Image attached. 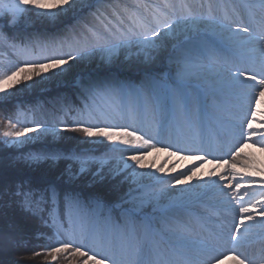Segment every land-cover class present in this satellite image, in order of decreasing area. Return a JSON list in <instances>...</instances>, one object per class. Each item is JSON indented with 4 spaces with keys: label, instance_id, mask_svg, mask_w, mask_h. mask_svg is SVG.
Instances as JSON below:
<instances>
[{
    "label": "snow or ice",
    "instance_id": "obj_1",
    "mask_svg": "<svg viewBox=\"0 0 264 264\" xmlns=\"http://www.w3.org/2000/svg\"><path fill=\"white\" fill-rule=\"evenodd\" d=\"M77 69L74 97L0 121V145L17 150L0 165V217L19 218L0 257L264 264V166L236 170L244 144L264 152V0H0V95ZM149 150L232 162L172 176L144 171Z\"/></svg>",
    "mask_w": 264,
    "mask_h": 264
},
{
    "label": "rangeland",
    "instance_id": "obj_2",
    "mask_svg": "<svg viewBox=\"0 0 264 264\" xmlns=\"http://www.w3.org/2000/svg\"><path fill=\"white\" fill-rule=\"evenodd\" d=\"M29 28H31L32 26H28ZM36 27H41L39 25H37ZM50 27V26H49ZM79 73V69L75 70V72L73 73V75H71L68 80L73 77H76ZM67 81H61L59 83H55V84H49L46 87H35V88H31V89H26L23 86H19V89H12L10 90V94L5 96V95H0V102H8L9 99L13 98H22L25 96H32L33 97H40L41 99H45L47 98V94H45V92H47L50 88L53 87H57L60 83H67ZM38 94V95H35ZM48 101V100H47ZM50 102L52 101L51 99L49 100ZM52 107L50 105H48V103L45 102H39L34 108L31 109L30 112L24 111L22 110V108H17L14 111V115L15 118L19 115L20 119L23 120H27V121H31L34 118V113L37 111H51ZM14 118V120H15ZM0 121H4L3 118H0ZM5 122V121H4ZM7 123V122H5ZM3 137L2 135H0V140H2ZM37 145H43L42 141H37L35 143L32 144H28L24 147V149H26L27 147L30 146H34L37 147ZM161 145L157 144V147H160ZM97 148L99 147V145L96 146ZM23 149V150H24ZM16 150V149H14ZM245 158H249V159H254L257 166H264V152H261L260 148L258 146L254 147L251 143H246L243 145L242 149H241V155L240 157H238V163H237V167L236 170L237 171H244V169L241 167V164L244 162ZM228 163H224L223 161H221L220 163L214 162L211 158H208L206 160H204L203 162L197 161L195 158H186L183 160L178 159L177 157H170L168 155L167 152L165 151H154V150H149L147 152V156L145 158V163L147 165H149V168H146L144 171H149L152 170L154 171V169H151L150 166L152 164H155L157 167H163L165 169V173H169V169H173L175 168V171L169 173V175L175 176L177 174H179L182 171H186L189 167H192L194 165H199V174L203 175L204 177H207L209 172L213 169H215L216 172L220 173L221 175H223L225 173V171L228 168V164H230L231 158L230 157H226L225 158ZM198 162V163H197ZM160 175H164V173H160ZM229 179V177H226V180ZM198 211H201L202 209L200 208H196ZM4 220H0V230H4L5 228V223L3 222ZM4 226V227H3ZM22 255V254H21ZM20 254L17 255V258L19 256H21ZM16 259V258H15ZM13 260V259H11ZM8 261V259L6 260ZM62 261H60V259H58V261L53 262V264L57 263L60 264ZM33 264V263H30ZM49 264V262H48ZM222 264H230V262L225 259L222 261Z\"/></svg>",
    "mask_w": 264,
    "mask_h": 264
},
{
    "label": "trees",
    "instance_id": "obj_3",
    "mask_svg": "<svg viewBox=\"0 0 264 264\" xmlns=\"http://www.w3.org/2000/svg\"><path fill=\"white\" fill-rule=\"evenodd\" d=\"M78 78V75L76 77H73L72 79L70 78L68 80L67 83H60L57 87H53L50 88L47 92H45V94H47V98L46 99H53V97H55L58 93L59 94H66L69 97H74V92H73V88H72V82L74 81V79ZM38 95V94H35ZM37 99H41L40 97H33L32 96H25L22 98H11L8 100V102H0V118H3V120L5 122H7V118L8 117H12L14 119V111L16 110L17 106H20L23 109H29L30 107L34 106L37 103ZM67 135H74V134H67ZM82 139V138H81ZM43 145H37V147L34 146H30L27 147L26 149H24V151H29V150H35L38 149L40 147H42ZM61 147H75V143L74 142H63L61 145ZM17 150L14 149H8L5 148L3 145H0V165H4L6 166L8 163L9 158L16 154ZM19 220L18 217H14L11 213H9L8 216L5 217H0V220H4L3 222L5 223V229H7L8 223L10 220ZM20 223H22V225L25 227V229L31 234L34 233L36 231V229H43L44 226L37 222V221H32V220H25V221H20ZM45 231H47L46 229H44ZM37 251H41L42 249L37 247L36 248ZM18 254H22L21 256H19L17 258ZM31 252H24V251H20V252H16L15 254H6L0 258H2L3 260H11V259H15V260H19V259H25V264H48L47 261L44 260V258L41 257H37L34 260H27L26 257L31 256ZM60 261H62L60 264H69V261L67 260H63L60 259ZM57 264V263H55Z\"/></svg>",
    "mask_w": 264,
    "mask_h": 264
}]
</instances>
